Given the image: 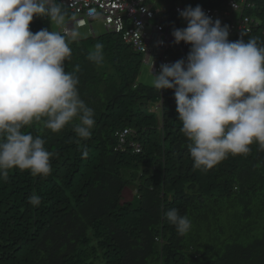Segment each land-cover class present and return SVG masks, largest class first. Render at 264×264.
<instances>
[{"label":"trees","instance_id":"trees-1","mask_svg":"<svg viewBox=\"0 0 264 264\" xmlns=\"http://www.w3.org/2000/svg\"><path fill=\"white\" fill-rule=\"evenodd\" d=\"M166 1L172 33L179 0ZM229 1L186 0L202 10L226 9ZM248 2L244 14L258 24L243 39L264 41V0ZM29 28L51 31L52 23L34 16ZM98 42L99 66L87 59ZM70 47L65 71L79 65V95L94 110L92 135L78 145L72 125L58 133L39 123L22 129L46 141L52 170L45 177L16 168L0 179V264H264V150L254 142L249 153L208 171L194 168L174 91L138 82L142 54L111 32ZM170 54L178 59L182 51L172 46ZM126 129L141 154L119 149L117 134ZM33 193L38 206L29 203ZM171 209L190 219L187 235L165 218Z\"/></svg>","mask_w":264,"mask_h":264},{"label":"clouds","instance_id":"clouds-1","mask_svg":"<svg viewBox=\"0 0 264 264\" xmlns=\"http://www.w3.org/2000/svg\"><path fill=\"white\" fill-rule=\"evenodd\" d=\"M178 15L187 26L170 34L190 50L186 59L161 64L152 86L174 91L193 167L208 171L229 155L249 153L254 142L264 150V41L250 37L245 42L243 33L230 41L229 26L213 21L199 5ZM34 16L62 27L67 12L57 0H0V179L5 182L16 168L33 176L51 173L54 153L40 135L22 131L26 126L39 123L58 133L72 125L79 145L90 139L95 125L94 110L79 95V65L67 72L64 66L77 30L86 27L33 33ZM158 20L170 28L168 16ZM87 59L102 65L104 45L98 42ZM131 142L139 145L129 138L119 149L141 154ZM80 147L86 158L87 146ZM28 200L33 206L41 202L35 193ZM164 215L179 235L188 234L192 223L186 215L176 209Z\"/></svg>","mask_w":264,"mask_h":264},{"label":"built area","instance_id":"built-area-1","mask_svg":"<svg viewBox=\"0 0 264 264\" xmlns=\"http://www.w3.org/2000/svg\"><path fill=\"white\" fill-rule=\"evenodd\" d=\"M62 5L70 10L73 18L63 28L69 31L77 28H91L94 36L93 24L96 19L105 21L108 32L121 34L123 41L139 54L144 56V62L149 64L151 74H159L161 64L174 63L186 59L190 45L180 42L174 43L170 28L161 23L153 6L147 5L148 0H61ZM252 7L248 0H231L226 9L206 8L203 11L213 21L219 19L222 25L229 26V40L234 41L237 33H252L258 23L244 13ZM184 10L177 7L176 12ZM257 23V24H256ZM62 31V32H63ZM162 42V43H161ZM172 46L182 51L181 57L175 59L170 54ZM129 129L117 134L121 145L129 143L131 136ZM136 152H141V147L134 145Z\"/></svg>","mask_w":264,"mask_h":264},{"label":"rangeland","instance_id":"rangeland-1","mask_svg":"<svg viewBox=\"0 0 264 264\" xmlns=\"http://www.w3.org/2000/svg\"><path fill=\"white\" fill-rule=\"evenodd\" d=\"M149 3L153 6V9L160 17L166 18L168 16V5L166 0H149ZM187 3L188 2H186V0H179L178 2H176L175 6L183 7L185 9L186 7H188ZM178 20V29H183L187 26V22L182 17H180V15H178ZM69 22L70 20L65 19V24L62 27L57 26L54 22H52V30L61 32V30H63V28L67 26ZM92 24L95 32V37H101L108 32L105 27V21L103 19L98 18L94 22H92ZM77 31L79 32V37L76 39V41L93 37L90 26L79 29ZM153 77L154 75L151 74V68L149 64L143 61L138 82L140 84L153 87Z\"/></svg>","mask_w":264,"mask_h":264}]
</instances>
